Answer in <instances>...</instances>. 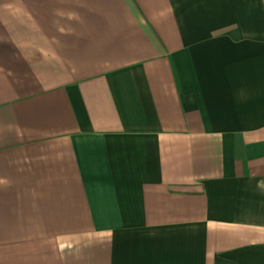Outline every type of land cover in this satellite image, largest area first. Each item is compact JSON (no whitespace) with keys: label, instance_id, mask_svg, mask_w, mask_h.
<instances>
[{"label":"crops","instance_id":"1","mask_svg":"<svg viewBox=\"0 0 264 264\" xmlns=\"http://www.w3.org/2000/svg\"><path fill=\"white\" fill-rule=\"evenodd\" d=\"M0 264H264V0H0Z\"/></svg>","mask_w":264,"mask_h":264}]
</instances>
